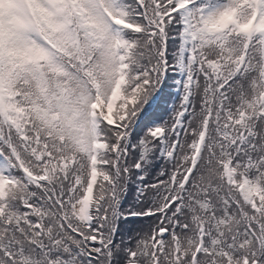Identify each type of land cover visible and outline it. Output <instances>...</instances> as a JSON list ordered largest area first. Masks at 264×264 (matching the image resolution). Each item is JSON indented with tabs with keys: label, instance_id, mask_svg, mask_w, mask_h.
Returning <instances> with one entry per match:
<instances>
[{
	"label": "snow or ice",
	"instance_id": "1",
	"mask_svg": "<svg viewBox=\"0 0 264 264\" xmlns=\"http://www.w3.org/2000/svg\"><path fill=\"white\" fill-rule=\"evenodd\" d=\"M0 264H264V0H0Z\"/></svg>",
	"mask_w": 264,
	"mask_h": 264
}]
</instances>
